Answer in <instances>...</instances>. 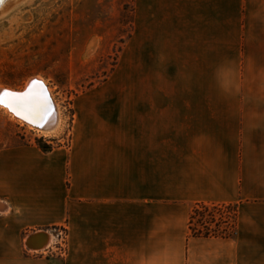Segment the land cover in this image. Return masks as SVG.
<instances>
[{
    "label": "crops",
    "instance_id": "obj_1",
    "mask_svg": "<svg viewBox=\"0 0 264 264\" xmlns=\"http://www.w3.org/2000/svg\"><path fill=\"white\" fill-rule=\"evenodd\" d=\"M126 47L133 95L93 89L67 146L0 152V264H264V0H136ZM201 202L236 205L233 237L191 235ZM60 227L63 255H23Z\"/></svg>",
    "mask_w": 264,
    "mask_h": 264
},
{
    "label": "rangeland",
    "instance_id": "obj_2",
    "mask_svg": "<svg viewBox=\"0 0 264 264\" xmlns=\"http://www.w3.org/2000/svg\"><path fill=\"white\" fill-rule=\"evenodd\" d=\"M135 3L136 0L0 3V86L20 89L29 78L42 76L53 90L62 118L56 135L45 136L17 123L0 109V152L24 145L40 144L52 149L67 146L71 104L79 95L107 88L111 83H122L126 95H133L134 57L126 46L133 33ZM220 213L231 221L233 207L225 206ZM57 229L67 231L65 227ZM57 229L50 230L51 234L56 235ZM50 246L46 251H31L22 243V252L32 258L48 257L51 251L58 256L64 254L57 238Z\"/></svg>",
    "mask_w": 264,
    "mask_h": 264
},
{
    "label": "bare ground",
    "instance_id": "obj_3",
    "mask_svg": "<svg viewBox=\"0 0 264 264\" xmlns=\"http://www.w3.org/2000/svg\"><path fill=\"white\" fill-rule=\"evenodd\" d=\"M4 0H0L2 3ZM37 81L32 92L28 97L24 98L22 102L17 104L19 115H15L7 107H0L7 115H9L17 123L27 126L28 128L40 132L43 135H53L59 131L61 127V111L57 100L53 95V90L49 87L47 81L40 75L29 78L25 85L20 89H15L7 86H0V89H9L16 93H22L24 90L28 91L31 82ZM25 91V92H26ZM27 117V120L24 118ZM31 121V122H29ZM39 230L36 232H41ZM44 232V231H43ZM53 240L50 233L46 232L42 236L33 239L34 247L39 249L46 242L42 251L48 247ZM25 242V241H24Z\"/></svg>",
    "mask_w": 264,
    "mask_h": 264
},
{
    "label": "trees",
    "instance_id": "obj_4",
    "mask_svg": "<svg viewBox=\"0 0 264 264\" xmlns=\"http://www.w3.org/2000/svg\"><path fill=\"white\" fill-rule=\"evenodd\" d=\"M37 145L44 153L52 150L51 147ZM225 206L233 207L231 221L227 217L223 218L220 213ZM236 211L237 208L234 204H207L202 202L195 204L189 218L191 235L195 237H233L236 233Z\"/></svg>",
    "mask_w": 264,
    "mask_h": 264
},
{
    "label": "snow or ice",
    "instance_id": "obj_5",
    "mask_svg": "<svg viewBox=\"0 0 264 264\" xmlns=\"http://www.w3.org/2000/svg\"><path fill=\"white\" fill-rule=\"evenodd\" d=\"M39 82L33 81L28 89L24 93H16L9 89H0V107H7L15 115H19L17 104L32 92L33 87ZM27 120V117H24ZM31 122V121H29Z\"/></svg>",
    "mask_w": 264,
    "mask_h": 264
},
{
    "label": "water",
    "instance_id": "obj_6",
    "mask_svg": "<svg viewBox=\"0 0 264 264\" xmlns=\"http://www.w3.org/2000/svg\"><path fill=\"white\" fill-rule=\"evenodd\" d=\"M26 90H24L22 93H24ZM44 233H46V231H41V232H34L32 234H30L29 236L26 237L25 239V247L28 249V250H41L42 248H44L46 242H44L43 246L39 247V249H37L36 247H34L32 241L33 239L37 238V237H40L42 236Z\"/></svg>",
    "mask_w": 264,
    "mask_h": 264
},
{
    "label": "built area",
    "instance_id": "obj_7",
    "mask_svg": "<svg viewBox=\"0 0 264 264\" xmlns=\"http://www.w3.org/2000/svg\"><path fill=\"white\" fill-rule=\"evenodd\" d=\"M57 234L54 235V238H57L58 239V244L60 245L59 246V249H62L63 250V253H65V250H66V236H67V233L65 230H62V229H57ZM50 246V245H49ZM49 246L46 247L44 250L42 251H46V250H49ZM51 247V246H50ZM50 254V253H49Z\"/></svg>",
    "mask_w": 264,
    "mask_h": 264
}]
</instances>
